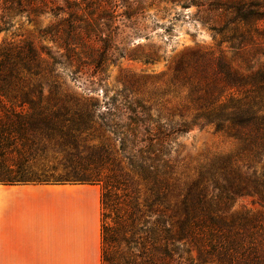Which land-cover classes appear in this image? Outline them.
I'll return each instance as SVG.
<instances>
[{
	"label": "trees",
	"instance_id": "trees-1",
	"mask_svg": "<svg viewBox=\"0 0 264 264\" xmlns=\"http://www.w3.org/2000/svg\"><path fill=\"white\" fill-rule=\"evenodd\" d=\"M93 1L72 7L87 12ZM46 4L0 0V33L14 15H38ZM218 6L229 16L212 27L216 47L184 53L165 90L185 92L177 120L158 108V91L128 87L105 96L100 112L95 82L77 93L57 72L80 71L69 48L0 42V184H99L101 264H264V211L231 212L240 196L264 202L256 167L264 159V0ZM205 126L234 139L237 151L187 166L176 140ZM59 157L72 179L54 176Z\"/></svg>",
	"mask_w": 264,
	"mask_h": 264
},
{
	"label": "rangeland",
	"instance_id": "rangeland-1",
	"mask_svg": "<svg viewBox=\"0 0 264 264\" xmlns=\"http://www.w3.org/2000/svg\"><path fill=\"white\" fill-rule=\"evenodd\" d=\"M74 1L70 0L68 9L65 0H47L38 15H14L9 30L0 33V42L32 41L38 48L58 52L69 48L70 62L79 63L80 71L69 75L59 67L57 72L77 93L95 82L91 97L99 101L100 112L106 108L105 96L128 87L153 98L158 91V108L166 115L175 112L173 119H179L185 92L178 89L167 94L165 90L184 53L197 46L216 47L220 35L212 27L229 16L218 6L220 0H95L87 12L72 7ZM52 2L64 11L51 12ZM105 51L107 56H101ZM101 59L105 71L94 73L92 63ZM176 142V156L187 166L235 153L238 148L234 139L212 126L195 127L179 135ZM60 162V157L58 164L54 162L58 166L54 176L72 179V168L66 170ZM256 167L264 169V159ZM262 211L264 202L255 195L237 197L231 208L234 215Z\"/></svg>",
	"mask_w": 264,
	"mask_h": 264
},
{
	"label": "crops",
	"instance_id": "crops-1",
	"mask_svg": "<svg viewBox=\"0 0 264 264\" xmlns=\"http://www.w3.org/2000/svg\"><path fill=\"white\" fill-rule=\"evenodd\" d=\"M101 186L0 184V264H101Z\"/></svg>",
	"mask_w": 264,
	"mask_h": 264
}]
</instances>
